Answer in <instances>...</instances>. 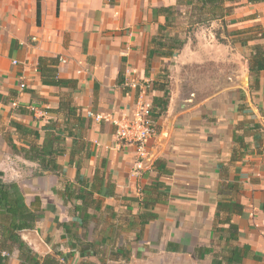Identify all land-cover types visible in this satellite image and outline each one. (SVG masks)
Returning a JSON list of instances; mask_svg holds the SVG:
<instances>
[{"label": "crops", "instance_id": "obj_1", "mask_svg": "<svg viewBox=\"0 0 264 264\" xmlns=\"http://www.w3.org/2000/svg\"><path fill=\"white\" fill-rule=\"evenodd\" d=\"M205 1L40 0L38 26V0H0V178L37 215L34 230L18 233L26 253L0 218L4 264H29V255L212 264L227 246L216 231L227 227L221 201L244 208L232 215L235 245L258 257L244 264H264V70L251 72L264 54V2H225L219 13ZM41 57H59V78L75 87L43 84ZM166 88L168 109L154 112L141 158L114 122L155 108ZM55 136L51 171V156L25 149L50 147ZM145 213L155 218L143 226Z\"/></svg>", "mask_w": 264, "mask_h": 264}, {"label": "trees", "instance_id": "obj_2", "mask_svg": "<svg viewBox=\"0 0 264 264\" xmlns=\"http://www.w3.org/2000/svg\"><path fill=\"white\" fill-rule=\"evenodd\" d=\"M240 1H246L250 4H260L264 2V0H206L204 2V5L206 4H212L215 6L214 12L222 11V7H220L225 2H240ZM228 12H231V8H227ZM218 13H215V16H220L221 14L217 15ZM41 19H42V8H41V2L38 0L37 2V24L38 26H41ZM174 53H170V56H173ZM264 54L257 53L254 56L253 61H255V64H252L251 66V72L258 77L260 73L264 70ZM259 57V58H258ZM257 58V60H256ZM60 65V58L59 57H41L38 62V69L41 74V82L45 85L49 86H58V87H75L76 82L73 80H63L60 79L58 76V66ZM170 100V91L166 88L164 89V96L161 98H157L154 101L155 108H152L151 110V116L153 118L154 112L159 108V115L166 112L168 109ZM68 109L69 115H72L71 108L69 109L68 104L62 103L60 106L59 111ZM13 126L16 128V130L19 133H22L23 135L27 136H37L36 131L33 129H30L24 125H21L19 123H13ZM59 137H54L47 147H38V146H32L29 150L25 149L27 154L31 152L33 155L37 158H42L43 156H51L52 160L48 161V164L45 165L49 170L54 171L59 168V165L54 161V154H57V152L54 153L53 145L55 141ZM3 174L0 173V177H2ZM221 212H226L228 216L221 221L220 224L227 226L226 228H217L216 231L222 235H226L225 242H227V246L222 249L220 252L223 259L220 258H214L212 264H244L245 259H258L257 256L251 251L249 246L244 247H238L235 245V243L239 240V231L238 227L232 223V215H241L244 212L243 206L233 203V202H226L221 201L218 204V211H217V218H220ZM8 220L9 227H3L2 230L4 232H11V240H14L15 243H12L13 245L17 244L19 245V248L23 253L30 252L28 247L21 241L20 236L18 235L19 232L25 231V230H34L36 227V221H37V215L35 212H32L29 207L25 205L24 197L23 195L18 191V187L15 184H8L5 183L0 178V218L3 217ZM155 217L150 213H145L144 215H141V221L143 226L148 224L151 220H153ZM4 250L6 249V246L3 247ZM202 252L211 253V249H201ZM26 255V254H25ZM27 262L29 264H64L62 263L57 257L52 256H46L43 259H39L37 256L29 255L27 258ZM0 264H4L3 259L0 258ZM22 264H25L24 261H22Z\"/></svg>", "mask_w": 264, "mask_h": 264}, {"label": "built area", "instance_id": "obj_3", "mask_svg": "<svg viewBox=\"0 0 264 264\" xmlns=\"http://www.w3.org/2000/svg\"><path fill=\"white\" fill-rule=\"evenodd\" d=\"M14 64H17V62ZM24 88L25 85L22 84L21 89L24 90ZM151 110L152 107L150 105H143L134 119H122L118 122H114L117 128L116 132L118 138L129 144L135 145L141 158H145L148 155L147 143L155 134ZM88 116L97 122L109 120L108 117L93 112H90Z\"/></svg>", "mask_w": 264, "mask_h": 264}, {"label": "rangeland", "instance_id": "obj_4", "mask_svg": "<svg viewBox=\"0 0 264 264\" xmlns=\"http://www.w3.org/2000/svg\"><path fill=\"white\" fill-rule=\"evenodd\" d=\"M222 251V250H221Z\"/></svg>", "mask_w": 264, "mask_h": 264}]
</instances>
